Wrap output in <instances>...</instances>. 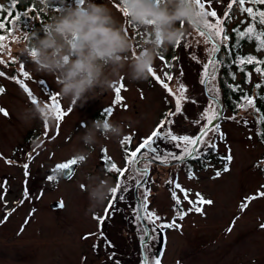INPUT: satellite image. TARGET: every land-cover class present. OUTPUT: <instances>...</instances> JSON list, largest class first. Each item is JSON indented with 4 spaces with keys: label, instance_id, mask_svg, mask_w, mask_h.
I'll list each match as a JSON object with an SVG mask.
<instances>
[{
    "label": "rangeland",
    "instance_id": "374dc122",
    "mask_svg": "<svg viewBox=\"0 0 264 264\" xmlns=\"http://www.w3.org/2000/svg\"><path fill=\"white\" fill-rule=\"evenodd\" d=\"M67 2L73 6L78 4V0ZM203 2L206 10H211L207 0ZM228 2L212 0V8L222 14L227 10ZM116 4L113 2L109 7L124 19L130 38L138 45L142 42L141 38L136 36V29L127 24V18L114 6ZM55 7L63 8L65 5L61 0H52L51 7L44 13V24L50 16L60 14L54 11ZM234 16L235 19L228 25L229 30L233 22L241 18L237 12ZM31 26V34L43 27L39 21ZM197 40L199 44H196ZM189 41L191 46L185 49L183 45ZM15 43V40L6 42L7 48L0 56V61H3L0 71L5 73L0 77V88L4 89L0 93V108L9 113L8 116L0 113V264H113V260L109 259L113 252L116 254L114 259H118L120 264H141L144 250L140 242V229L144 227V222L135 220V206L140 203L141 193L147 187L151 190L149 207L162 218L157 226L170 221L176 208L172 191H176L180 197L184 195L174 188V183H168L170 179L175 182L177 177L182 187L188 190L190 199L195 200L196 193H200L214 203L202 206L203 215L189 212L179 222L182 229H158L155 235L159 238L151 244L149 251L156 256L162 238L166 240L165 243L161 242V264H264V229L260 227L264 224V197L252 200L243 212L239 210L245 196L256 195L264 190V146L257 138L255 122L250 114L241 112L235 121L221 119V130L226 139L215 140L218 144L215 157L190 164H152L150 176L137 189V198L134 193L135 180L124 179L118 195H123L125 199L117 202L115 211L102 226L101 235V226L94 216L104 214L111 192L102 205L94 207L89 199L90 188L86 177L98 175L108 180L113 188L117 176L107 172L104 150H107L109 160L123 169L126 166L125 149L120 143L123 137L132 134L130 148L134 149L158 125L164 113L174 109V101L152 76L143 82H130L121 77L126 87V91L121 92L124 98L122 104L114 103L113 86L109 91H98L82 106H73L61 97L56 77L37 72L26 53L15 51ZM210 47L195 29L189 28L181 45L178 48L175 45L163 55L171 67L166 68L159 58L153 66L162 79L164 71L173 75L174 79L169 83L174 91L178 92L180 83L185 84L189 101H196V104L186 102L182 114L169 117L175 120V133L195 135L198 132L199 125L193 124V120L199 118L210 99L204 92V85L199 82ZM174 54L179 56L178 60L171 59ZM193 54L197 57L195 61L190 58ZM21 63L25 64L29 72L27 78L20 72ZM181 70L184 73L182 77ZM121 78L115 86H119ZM257 79L258 74H255L253 80ZM17 80L27 84L39 104H51L50 97L55 95L62 110L71 109L63 121H57L50 110L51 119H46L48 138L45 137V119L25 123L20 118V113L33 104ZM107 107L114 109V114L107 119L121 123L124 126L123 135L106 138L98 133L94 146L84 145V133L96 120L95 115ZM223 116H231V113L228 111ZM245 120L248 121L247 125L244 124ZM57 124L61 125L58 136ZM30 132L35 135L33 139H27ZM54 136V139L51 138ZM229 146L233 155L230 171L222 172L219 178L213 179L215 172L222 170L226 164L221 157L227 154ZM160 150L180 151L164 142L160 143ZM78 152L90 155L85 161L78 162L71 179H47L49 175L56 176L57 171L53 169L58 163L76 158ZM24 163L29 164L28 176L24 174ZM128 167L127 176L131 177V166ZM138 167L142 168L143 165ZM189 170H192L195 179L188 178ZM137 179L142 182L144 177L138 176ZM124 185H128L126 192L123 190ZM25 187L29 192L27 199L23 195ZM58 201H63V208L52 207ZM182 206L184 209L190 207L186 200ZM9 212L11 215H8ZM237 216L239 219L232 226ZM145 222L150 229L153 227ZM230 226L232 230L228 232ZM85 236L88 238L84 239Z\"/></svg>",
    "mask_w": 264,
    "mask_h": 264
},
{
    "label": "snow or ice",
    "instance_id": "6c2138e0",
    "mask_svg": "<svg viewBox=\"0 0 264 264\" xmlns=\"http://www.w3.org/2000/svg\"><path fill=\"white\" fill-rule=\"evenodd\" d=\"M156 3H159V0H155ZM199 12L197 13L198 16L203 15L206 19L204 20L203 24H197L195 26V31L198 33L199 37L204 39L205 44H210L211 47L208 49V57L207 62L202 65V73L201 78L199 80L201 85H210L207 87L206 91L209 93L210 99L209 103L206 107L202 109V112L198 119L193 120V124L199 125V129L197 134H178L175 133L173 125L175 124V120H170L169 117H173L184 112V107L186 102H191L196 104L194 99L189 101V97L186 95L188 92V88L185 84L180 83L178 86V92L174 91L172 87H170V83L172 82L174 77L168 71L163 72L164 79L161 78L160 75L157 74V71L154 70L153 67L149 68L150 76L154 78L156 82H158L162 88L166 91L167 96L171 97L174 101V109H170L166 113H164L163 118L159 121L158 125L151 131V133L144 137L141 142H139L135 148H130V145L133 141V136L131 133L126 134L123 139L121 140V144L125 149V161L126 166L121 169L115 162H112L107 157L106 153L107 150L105 149V163H106V170L109 173H114L117 176L116 185L111 189V198L109 199L107 206L104 210V214L102 216L96 215L94 219L97 220L98 225L101 226V235L102 233V226L109 218L110 214L115 211V205L118 201H122L125 199L123 195H118L122 187V182L124 179H132L135 180V184L137 189L141 187V181L137 179L138 176H143L144 178H148L151 172V165L158 164V165H168L172 164L173 162L177 161H184L187 158L191 159H199V155L203 154L207 151H218V144L215 140L218 138L219 140L226 139L225 134L221 130V125L219 121L221 119H228L235 121L236 115L235 111L234 114L228 117L223 116V108L220 104V94H221V87L218 85V77L220 75L221 69L225 66L231 67L232 65H236L239 67L241 73H244L245 79L244 83L252 85L253 80V72L258 74V79L260 82L254 83V93L249 95L247 92H243L241 86L239 84L227 83V88L230 89L233 93L240 92L241 95L237 97V99L233 102V107L235 109H244L247 110L252 108L255 110L258 115L256 123L258 125H264V110H262L257 104V96H259L262 100H264V96H261V93L264 92V58H259L255 54H246V55H233L232 49V41L233 35L235 36V45L237 48L241 45L242 42L245 40L253 41L256 44L255 51L257 53L264 51V0H249L250 5L252 6H245L246 0H229L227 3V10L224 11L222 14H218L215 8H212V0H207L208 6L211 10H206L205 2L203 0H194ZM84 0H78V6H83ZM234 5H238L240 12L246 13L247 17L250 18L249 21H245L243 19L239 20L238 23L244 24V28L241 29L239 27L231 28V33L227 28V23L230 21L231 13L233 10ZM261 6L260 8H254V6ZM15 0H13V7H15ZM118 8L119 11L122 12L124 17L129 15L126 9H121L119 4L114 5ZM51 7V5H50ZM35 10V6L29 11L24 12V16H28L29 12ZM39 11L43 13L40 9ZM54 11L60 13L62 11L61 7H55ZM9 17L13 16V13L9 11L7 13ZM34 18V17H33ZM213 18V19H209ZM21 21V15L19 13L15 14V19L12 20V26L15 29L17 22ZM40 23L44 26V22L40 21ZM195 23V22H194ZM129 26L136 29V36L140 37L142 42L147 43L148 39L151 37V33H146L144 31H140L137 27L128 24ZM183 27V24H181ZM5 29V23L0 22V30ZM126 31L127 28H126ZM35 31H33L34 33ZM24 34L29 35L27 31ZM191 35V34H189ZM5 40V35L0 34V41ZM200 41L197 40L196 44H199ZM181 45V41H178L176 46L177 48ZM191 46V41L185 43L183 47L188 49ZM3 47V44H0V48ZM222 51L226 53V59L228 63L226 65L225 59H220L219 55ZM175 52V49H174ZM161 61L164 62L166 68H170L171 64L168 63L167 59L161 55L158 57ZM192 60H197L196 55H191L190 57ZM172 60H178L179 56L173 55L171 57ZM15 62V61H13ZM3 61H0L2 64ZM244 65H254V69L252 71L245 72ZM20 72L24 78L29 77V72L26 70V66L24 63L19 64ZM5 73L0 71V77H3ZM184 75L183 70L180 71V76ZM231 78L233 81L236 80L235 73L231 74ZM167 81V82H166ZM20 87L24 90V92L30 97L31 103L33 105H38L39 102L37 98L33 95L32 91L29 89L26 83L22 80L16 81ZM43 82V81H41ZM122 90L126 91V87L123 83V78H121V82L119 86L114 85V103L120 105L124 102V98L121 95ZM4 89L0 88V93H3ZM51 104L45 103V108L54 112L55 118L57 121H63L66 119L67 114L71 112V109L62 110L61 103L58 102L57 96L53 95L50 97ZM0 113H3L4 116H8L9 113L0 108ZM105 114L107 117H111L114 114V109L111 107L105 108ZM108 120V119H104ZM244 124L247 125L248 121L245 120ZM61 125L57 124L56 126V136L59 135V129ZM45 129V137L48 138V124L47 120L45 119L44 124ZM212 133L210 136L209 134ZM257 135L264 137V129H261L257 132ZM51 138H55L51 137ZM251 139V137H249ZM170 143L174 146L175 149H179V153L175 151H166L161 152L160 150V143ZM31 159V156H29ZM222 160L226 161L225 166L222 170H217L213 176V179L219 178L222 172L230 171V165L233 160V155L231 152V147L227 148V154L221 157ZM10 163V161H8ZM78 162H82V159L72 158L69 159L67 162L58 163L53 171H60L64 173L69 179H71L73 174V168L78 164ZM143 165V167H138L139 165ZM131 166V172L133 175L131 177L127 176L129 172V167ZM23 168L25 170V176H28L30 173L28 172L29 164L24 163ZM189 179H195V175L192 170L188 172ZM49 181L58 180L59 177L49 175L47 177ZM169 184L174 183V188L178 189L184 195L180 197L177 195L176 191H172L171 196L173 201L175 202V214L170 221L161 222L157 226L158 221H162V218L158 215L156 211L150 209L149 204L150 200L149 197L151 195V190L147 187H144V191L141 193V201L135 206L134 215L135 220L139 223L142 221H147L149 225L153 227L150 229L147 225H145L140 231L142 235L140 236L141 246L144 250V257L141 261V264H161V258L154 256L150 251L151 244L155 242L159 237L155 235L158 229H182V224L179 223L183 221L185 217L189 214V212H196L201 215L204 213V208L202 206H211L214 202L210 199H206L203 197L202 194L196 193L195 200L189 198L188 190L184 189L182 185L179 183L178 177L176 178L175 182L173 180L168 181ZM83 187V185H81ZM123 190L126 192L128 191V185L123 186ZM24 198L27 199L29 196V192L27 187L24 190ZM258 197H264V190L259 191L256 195L245 196L240 205L239 210L243 212L247 209L248 205L251 203L252 200L257 199ZM187 201L190 207L188 209L183 208V201ZM59 207L63 208L64 204L63 201L59 202ZM141 210L143 214L141 215ZM34 211V210H33ZM8 215H11L9 212ZM236 219H239L237 216L232 221V226L235 225ZM260 227L264 229V224H261ZM232 227L230 226L227 228L228 232H231ZM88 236H85L84 239H87ZM111 247V244L108 245ZM97 247V245H94ZM116 254L113 252L109 259L113 260V264H120L118 259H114Z\"/></svg>",
    "mask_w": 264,
    "mask_h": 264
},
{
    "label": "clouds",
    "instance_id": "9594fccd",
    "mask_svg": "<svg viewBox=\"0 0 264 264\" xmlns=\"http://www.w3.org/2000/svg\"><path fill=\"white\" fill-rule=\"evenodd\" d=\"M52 0H37L40 10L47 13ZM116 2L129 15L131 24L151 33L147 43L130 38L124 19L118 17L109 4ZM59 15L49 17L44 26L31 35L22 34L14 45L18 53H26L37 72L56 77L59 93L71 105L81 106L98 91H109L121 77L130 82L149 79V68L185 37L189 28L203 24L194 0H84L83 6H73L67 0ZM195 22V23H194ZM183 26L187 27H181ZM52 113L42 104L20 113L25 123L36 119H51ZM121 123L96 119L82 137L83 144L92 147L97 134L106 138L123 135ZM90 153L78 152L85 161ZM89 199L93 206L102 205L111 192V185L100 176H88Z\"/></svg>",
    "mask_w": 264,
    "mask_h": 264
},
{
    "label": "trees",
    "instance_id": "16d2710c",
    "mask_svg": "<svg viewBox=\"0 0 264 264\" xmlns=\"http://www.w3.org/2000/svg\"><path fill=\"white\" fill-rule=\"evenodd\" d=\"M15 7H13V0H2L0 1V22H4L5 23V29L0 30V34L5 35V40L4 41H0V44H3V47L0 48V56L2 55V53L5 51V49L7 48L6 46V42L11 41V40H15L20 37L22 34H24L25 31H27V33L29 35H31V24H33L35 21L38 23V21H43L45 14L41 13L39 11L40 6L37 3V0H15ZM33 6H35V10L32 12H29L28 16H24V12L29 11V9H32ZM245 6H252L249 3V0H246V5ZM261 6H254V8H260ZM11 11L13 13L12 17H9L7 15V13ZM238 13L241 18L245 21H249L250 18L247 17L246 13H242L239 10L238 5H234L232 13H231V19L230 21L227 23V28L229 23L235 19L234 13ZM19 13L21 15V21L17 22L16 28L14 29L12 26V20L15 19V14ZM237 15V14H236ZM34 17V18H33ZM234 21L233 25L231 26V28L233 27H239L241 29L244 28V24H240L238 23V21ZM231 30V29H230ZM229 30L230 34L231 31ZM21 34L20 36H17ZM233 35V41L232 43V53L233 55H246V54H255L257 55L259 58H264V51H261L259 53H257L255 51L256 48V44L253 41H247L245 40L244 42L241 43V45L239 46V48L236 47L235 45V36ZM16 38V39H14ZM219 55L220 59H225L226 60V65L228 63V60L226 59V53L225 51H222ZM262 68H264V66H261ZM244 69L245 72L248 71H252L254 69V65H244ZM235 73L236 75V80L233 81L231 78V74ZM256 73L253 72V76H252V80L253 77ZM244 79H245V75L244 73H241L239 70V67H237L236 65H232L231 67H223L221 69L220 75L218 77V85L221 87V94H220V104L222 105L223 108V115L226 112H230L231 115L234 114L235 111V115L237 116L238 114H240L241 112L243 113H248L251 115V118H253L254 122H255V126H256V131L258 132L261 129H264V125H258L256 123V120L258 118V113L255 112L254 109L250 108L249 111H244V109H235L233 107V102L237 99V97L239 95H241L240 92L237 93H233L230 89L227 88V83H233V84H239L241 86V89L243 90V92H247L249 95H252L254 93V83L256 82H260L259 79L257 80H253V84L249 85V84H245L244 83ZM210 85H207V87H209ZM261 96H264V92L261 93ZM257 104L258 106L264 110V100H262L259 96H257ZM96 119H100V120H104L107 119V116L105 114V111L103 112H98L95 115ZM221 121V120H220ZM219 121V123H220ZM31 137V139H33V137H35V135L33 134V132H30V134L28 135L29 139ZM257 138L259 139V142L264 146V137L257 135ZM211 153H213V155H211ZM214 153H216V151H207L204 153L203 156H199V159H190L187 161V164H190L193 161H199L200 159H210V157H215ZM207 163V162H204Z\"/></svg>",
    "mask_w": 264,
    "mask_h": 264
},
{
    "label": "water",
    "instance_id": "95a60500",
    "mask_svg": "<svg viewBox=\"0 0 264 264\" xmlns=\"http://www.w3.org/2000/svg\"><path fill=\"white\" fill-rule=\"evenodd\" d=\"M188 159V158H187ZM178 162H182V161H177V162H175V163H178ZM78 165V164H77ZM76 165V166H77ZM76 166H74V168H73V173H74V171H75V167ZM73 175V174H72ZM57 177H59V178H66V179H69L64 173H62V172H60V171H58L57 172ZM52 207L53 208H60L59 207V201L58 202H55L54 204H52ZM141 215H142V213H141ZM144 222V221H143Z\"/></svg>",
    "mask_w": 264,
    "mask_h": 264
}]
</instances>
